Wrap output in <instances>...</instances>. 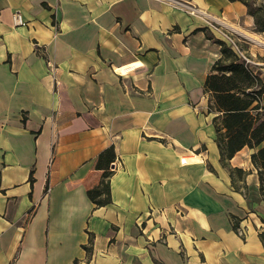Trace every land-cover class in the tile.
<instances>
[{"label":"crops","instance_id":"obj_1","mask_svg":"<svg viewBox=\"0 0 264 264\" xmlns=\"http://www.w3.org/2000/svg\"><path fill=\"white\" fill-rule=\"evenodd\" d=\"M180 1L230 25L264 80L242 0ZM223 43L168 0H0V264H264V140L223 163L203 89Z\"/></svg>","mask_w":264,"mask_h":264},{"label":"trees","instance_id":"obj_2","mask_svg":"<svg viewBox=\"0 0 264 264\" xmlns=\"http://www.w3.org/2000/svg\"><path fill=\"white\" fill-rule=\"evenodd\" d=\"M242 1L254 16L255 29L263 31L264 6L256 8L253 0ZM220 53L210 66L203 89L208 96L207 110L214 113L216 141L225 163L242 146L255 148L264 140V80L224 43ZM97 157L95 167L101 171L100 178L95 187L87 189V196L95 207H100L111 202L109 180L114 170L110 169V163L116 159L113 145L102 149ZM251 161L258 166L263 193L264 145L251 154ZM260 237L264 239V232Z\"/></svg>","mask_w":264,"mask_h":264},{"label":"built area","instance_id":"obj_3","mask_svg":"<svg viewBox=\"0 0 264 264\" xmlns=\"http://www.w3.org/2000/svg\"><path fill=\"white\" fill-rule=\"evenodd\" d=\"M168 1L172 2L176 7L180 8L182 11H185L188 15L191 16L197 15L204 18L206 25L216 30L221 37L225 38L228 44L230 45L231 49L233 50V52H236V54H238L240 58L243 60L244 64L247 65L249 68H251L249 66L251 60L245 54V52H243V50L239 45L240 38L238 34H236L235 30L230 25L226 24L223 19L216 17L208 10L207 11L203 10L199 8L197 5L194 4L192 5L190 2L187 1H180V0L178 1L168 0ZM11 17H12L13 26H21L22 24L25 23V20L23 19V17H21L19 11H13L11 13ZM34 45L36 46L37 52L41 51L42 48L39 45L36 44ZM126 68L127 67L124 68L117 67L114 68L113 71H115L117 74H124ZM186 160L187 159H185V155L180 157L181 163H184ZM116 165H117V160L114 159L113 162L110 163V169L113 170L116 167ZM236 230L239 235H242V230L240 229V227H237Z\"/></svg>","mask_w":264,"mask_h":264},{"label":"rangeland","instance_id":"obj_4","mask_svg":"<svg viewBox=\"0 0 264 264\" xmlns=\"http://www.w3.org/2000/svg\"><path fill=\"white\" fill-rule=\"evenodd\" d=\"M253 1H254V4H255L254 6L256 8L260 7L261 5L264 6V0H253Z\"/></svg>","mask_w":264,"mask_h":264}]
</instances>
